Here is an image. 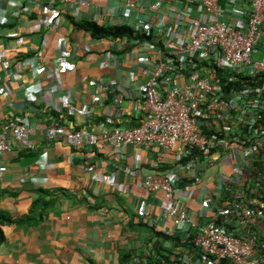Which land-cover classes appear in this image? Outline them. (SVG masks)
<instances>
[{"label": "crops", "instance_id": "1", "mask_svg": "<svg viewBox=\"0 0 264 264\" xmlns=\"http://www.w3.org/2000/svg\"><path fill=\"white\" fill-rule=\"evenodd\" d=\"M80 1L41 0L33 5L30 0H0V127L10 118L26 120L35 145L23 149L12 140V150L0 154V165L8 168L0 180V211L32 218L3 227L0 264H147L152 228L177 232L170 219L160 218L163 196L141 186L147 173L175 166L171 156L157 148L116 149L100 140L96 147L74 148L45 137L55 121L100 137L116 126L137 125L144 117L135 109L136 99L151 76L154 53L126 39L94 38L78 26H115L126 16L135 21L136 13L127 10L126 0H83L77 5ZM135 1L142 7L140 18L147 19L152 0ZM53 6L62 10L59 23L41 22ZM62 59L73 66L62 67ZM120 89L129 96L118 111H106ZM63 97L74 103L72 113ZM204 160L208 166L203 161L191 170L175 168L181 182L198 169L209 179L186 201L194 216L203 209L208 219L215 212L203 200H219L222 177L216 172L224 158L213 151ZM133 169L135 180L129 175ZM51 198L55 202L40 217L41 201ZM224 221L226 227L245 232L236 219ZM125 253L133 257L121 260Z\"/></svg>", "mask_w": 264, "mask_h": 264}, {"label": "built area", "instance_id": "2", "mask_svg": "<svg viewBox=\"0 0 264 264\" xmlns=\"http://www.w3.org/2000/svg\"><path fill=\"white\" fill-rule=\"evenodd\" d=\"M30 1L38 5L41 0ZM149 6L152 13L141 19V5L126 0L127 10L136 13V20L126 16L119 24H128L134 34L153 37L137 43L155 55L151 76L136 99L135 109L144 117L132 128L116 126L100 137L90 129H73L55 121L46 128L45 137L48 141L64 140L75 148L96 147L99 140L116 149L127 145L157 148L171 156L175 166L182 165L180 160L191 146L202 159L198 156L182 165L188 170L203 161L208 166L210 162L204 159L213 151L219 152L224 162L216 173L221 181L237 182L242 171L250 169L257 153L264 151V126H256L258 109H264V86L227 92L219 70L231 82L264 75V0H152ZM61 11L53 6L40 21L59 23ZM60 65L73 66L65 59ZM248 92L252 95L248 96ZM128 96L126 89H120L106 111H118ZM62 103L69 113L74 111L70 98L63 97ZM237 124L251 127L244 132ZM202 126L210 134H203ZM31 132L26 120H6L0 127V154L12 150V140L21 148H33ZM175 166L149 172L141 180L147 193L161 194L165 199L160 218L170 219L177 228L175 233L191 237L206 264H218L224 259L231 264H264V239L258 245L255 234L257 231L264 237V200L255 197L248 202L225 201L221 207L209 196L203 205L214 210L215 218L206 219L203 209L194 216L186 201L192 200L198 186L209 179L198 169L193 175L186 174L189 178L185 176L181 182ZM6 171L7 167L0 165V180ZM129 175L135 180V169ZM218 209L233 215L245 232L238 233L218 222ZM142 213L146 217L147 212ZM180 259L182 264H196L187 249Z\"/></svg>", "mask_w": 264, "mask_h": 264}, {"label": "trees", "instance_id": "3", "mask_svg": "<svg viewBox=\"0 0 264 264\" xmlns=\"http://www.w3.org/2000/svg\"><path fill=\"white\" fill-rule=\"evenodd\" d=\"M81 29H84L91 34L92 37L100 38H110V39H126L128 41H133L134 44L141 43L145 39H152V35L143 33L142 35L134 34V31L126 25H115V26H102L96 22H82L78 25ZM222 71L219 70L220 79L224 85V89L228 92L234 89L241 91H246L249 88H256L264 86V75L259 76L258 78H244L238 82H231L223 78ZM247 95H252L250 92ZM260 114L259 119L256 122V126L259 128L264 126V109H258ZM135 126V124H134ZM133 127V126H132ZM237 127L242 128L244 132H247L250 125L243 126L242 124H237ZM203 134H210L206 126H202ZM202 156L200 152L191 146L187 147V155L180 160V164L186 165V163L196 157ZM237 182H231L229 180L221 181V192L218 204L221 205L225 201L234 202V201H244L248 202L251 198H259L264 200V151L261 150L257 153V156L252 160V166L250 169H244L242 174L238 177ZM55 202V198L43 199L40 203L39 215L42 216L43 212L51 204ZM217 221L225 222L224 220H235L233 215H226V212H223L222 209L216 210ZM31 215H23L21 217H13L9 213L0 211V246L4 242L6 236L3 227L5 225L16 224L21 225L25 222L31 221ZM227 223V222H226ZM264 225V223H263ZM228 226V225H227ZM153 233V242H151V250L147 254V264H182L181 254H184V249L189 251V254L194 255L193 261L196 264H206V261L202 259L201 253L190 241L191 237H185L182 233L168 234L165 231H157L152 228ZM257 243L261 246V242L264 237L261 234L256 233ZM164 242L168 243V246H164ZM173 244L172 248L171 245ZM259 246V247H260ZM143 256L140 255L139 258ZM131 253H125L121 260H127L132 258ZM137 257V256H135ZM193 264V263H191ZM218 264H231L228 260L224 259Z\"/></svg>", "mask_w": 264, "mask_h": 264}, {"label": "clouds", "instance_id": "4", "mask_svg": "<svg viewBox=\"0 0 264 264\" xmlns=\"http://www.w3.org/2000/svg\"><path fill=\"white\" fill-rule=\"evenodd\" d=\"M61 122V121H60ZM130 128H132V127H130ZM31 139V138H30ZM34 147H35V145H34ZM33 147V148H34ZM33 148H31V149H28V150H32ZM75 148V147H74ZM23 149H25V148H23ZM4 153H6V152H4ZM1 165H4V164H1ZM7 167V166H6ZM8 169V168H7ZM5 175V174H4ZM24 181V180H23Z\"/></svg>", "mask_w": 264, "mask_h": 264}]
</instances>
